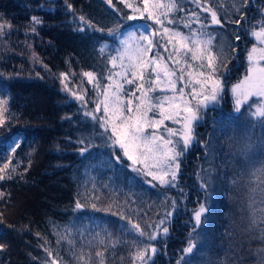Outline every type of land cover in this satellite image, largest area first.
<instances>
[{
	"label": "trees",
	"instance_id": "16d2710c",
	"mask_svg": "<svg viewBox=\"0 0 264 264\" xmlns=\"http://www.w3.org/2000/svg\"><path fill=\"white\" fill-rule=\"evenodd\" d=\"M207 1L222 21H228L219 28L226 32L235 48L234 55H228V73L224 77L228 88L246 71L245 47L251 48L253 40L244 30L263 19L260 8L264 0H248L242 8L247 22L242 20L240 25L231 23L239 19V14L233 12V6L240 7L235 0ZM130 2L139 4L140 0ZM177 2L182 9L189 7L188 0ZM112 4L115 8L104 0H0V17L13 29L0 37V87H7L14 113L0 128V166L9 162L3 158L8 138L17 134L23 137L15 154H8L9 167L16 169L13 178L0 181V192L4 193L0 198V243L7 245L0 251V264H50L53 258L59 264H78L65 241L57 244L56 233L64 228L70 229L69 239L75 241L72 251L77 254L81 249L86 254L90 251L91 264H98L95 252L103 248L93 236L102 231L104 224L113 239L120 241L118 246L107 250L106 264H134L131 253L135 249L124 241L136 237L120 232L117 216L94 211L90 205L111 207L113 213L122 211L147 230L165 205L171 208L170 199L176 196L179 199L169 223L170 235L158 244L160 251L152 258L153 264H174L183 255L181 249L187 247L192 210L204 197L197 166L208 159L206 164L212 169L207 188L208 220L202 224L197 248L190 259L195 264H256L254 251L250 249L264 245L245 234L248 168L237 149L245 135L260 139L264 126L257 125L253 132L251 124L235 116L228 93H224L219 111L231 116L226 127L212 136L205 133L207 121L196 128L199 143H194L185 155L176 187H153L132 181L127 161L124 165L106 163L110 158L108 150L105 156L88 155L93 148L83 156L79 153L76 141L92 137L91 127L83 116V111L93 105L92 99L82 110L79 101L62 90L60 73L70 74V88L83 89L87 78L82 73H94L107 65L108 55L99 51L100 43L108 40L107 29L117 24L126 28L132 23L124 21V16L132 14L131 9L119 0H112ZM180 13L183 12L174 14V18L179 19ZM32 16L42 20L35 26V33L30 27ZM81 16L97 30L79 31L84 26L79 21ZM237 32L241 36L239 41L234 39ZM0 96L7 93L0 92ZM241 176V182L233 185L232 181ZM77 200L86 206L83 210H74ZM137 245L143 247L139 241ZM45 248L50 250L51 257Z\"/></svg>",
	"mask_w": 264,
	"mask_h": 264
},
{
	"label": "snow or ice",
	"instance_id": "6c2138e0",
	"mask_svg": "<svg viewBox=\"0 0 264 264\" xmlns=\"http://www.w3.org/2000/svg\"><path fill=\"white\" fill-rule=\"evenodd\" d=\"M119 2L132 10L131 15L124 16L125 22L132 23H128L126 28L117 24L107 29L108 34L115 38L116 44H102L99 49L101 53L108 50L110 67L103 77L106 83L101 86L100 78L93 72L82 73L87 78V83L92 85L96 96L95 106L91 111L84 110L90 102L86 98L88 89H83L84 94H79L69 87L70 74L60 73L62 90L79 101L84 110L83 115L100 129L99 134L94 137L78 139V151L82 156L89 153L92 148L97 147L92 140L101 139L104 147L112 149L110 158L106 161L110 166L124 165L126 158L131 162L127 166L150 186L176 187L182 157L193 143H199L195 133L196 126L203 122L204 114L209 108L219 106L225 92L224 77L228 73V55H234L235 48L232 42L216 43L217 35L207 29L213 25L222 26L228 21H222L207 0H190L200 11H191L179 19L174 18V14L184 12V9L177 0H140L139 4L130 0ZM107 3L115 8L112 0H107ZM235 3L240 5L233 6V12L239 14V19L231 23L240 25L242 20L247 22L242 8L247 6L248 0H235ZM68 7L71 8V5ZM116 11L119 12V9ZM202 13L208 14L203 20ZM261 15L264 16V12ZM79 21L84 25L79 31H84L85 28L97 30L83 16L79 17ZM41 23L40 18L32 16L31 31L35 33V26ZM177 25L187 29V32L178 30ZM12 30V25L0 17V37ZM244 31L253 43L251 48L245 47V74L230 87L233 112L241 114V109H244L249 124L259 122L264 126V19L251 24ZM238 32L234 35L236 41L241 39ZM33 59L39 61L36 56ZM0 92L7 93V96H0V128H3L14 113L10 108L7 87H0ZM166 121L177 127H169ZM22 141L20 134L8 138L3 158L9 162L0 166V181L13 178L12 173L16 169L9 167L8 154H15ZM117 150L122 155H116ZM237 153L242 157L243 165L248 168V179L245 182L249 192L248 222L245 234L253 236L264 245V135L258 140L254 136L245 135ZM242 179V176L234 179L233 185L240 183ZM154 182H158V185ZM201 187L207 188L203 179ZM3 196L4 193L0 192V198ZM85 207L77 200L74 210L80 211ZM90 207L94 211L117 216L120 232L136 237V240L124 241L135 249L131 253L134 264H153L152 258L157 253L153 242L160 235H168L169 228L164 225L170 223L171 212L165 213L159 223L148 224L149 231L145 232L140 223L133 222L122 211L113 213L111 207L97 208L96 204H91ZM175 208L176 202L173 200V211ZM208 212L205 203H200L198 208L192 210V231L187 239V247L181 249L183 255L177 260V264H191V259L186 258L191 257L197 247L199 230L202 224L207 223ZM97 226H101L99 222ZM56 235L59 237L57 244L61 240L65 241L72 258L78 264H91L90 251L87 254L83 249L79 254L72 251L75 241L69 239L70 229L64 228L63 232H57ZM79 235L83 240V233ZM93 239L103 248L95 252L98 264H106L107 250L118 246L119 239H113L107 224L103 225L101 232L94 234ZM137 241L143 245L142 248L137 245ZM6 247V244L0 243V251ZM44 251L49 257L52 256L49 249L45 248ZM250 251H254L256 264H264V247ZM232 259L235 260V257ZM50 264H59V261L53 258Z\"/></svg>",
	"mask_w": 264,
	"mask_h": 264
},
{
	"label": "rangeland",
	"instance_id": "374dc122",
	"mask_svg": "<svg viewBox=\"0 0 264 264\" xmlns=\"http://www.w3.org/2000/svg\"><path fill=\"white\" fill-rule=\"evenodd\" d=\"M104 1L107 2V0H104ZM188 3H189V7L188 8H185L184 9V12L183 13H180V14H177V16H179L180 18H182L187 13V11H200V9L197 7L196 4L190 3V0H188ZM260 11H261V13L264 12V6H262L260 8ZM207 15L208 14H206V13H202L201 14V19L203 20L204 17L207 16ZM263 19H264V16H263ZM213 27H216V28H213ZM219 27H220V25H213L210 28H208L207 30L210 31V32H214L217 35L216 43L228 44L229 43V40H228V37L226 36V32L223 31V29L222 28H219ZM177 28H178V30L187 32V29H184L183 27H181L179 25H177ZM107 38H108V40L100 43L99 47H101L102 44H108V45H111V46H115V44H116L115 38L112 37V36H110V35L107 36ZM105 52L108 55V50L107 49H106ZM112 54L114 55V53H112ZM109 67H110V65L108 64V58H107V65L105 67H103V66L100 67L96 72H94L97 75V77L100 78L101 86H103L106 83V80L103 77L107 75V70H108ZM126 87H131V86H126ZM230 87L227 88L225 86V92L224 93H228L229 94V97L231 98L232 104H233V99H232V96H231V93H230ZM85 88L88 89L87 94H86V98L87 99H92V103L91 104H93V105L92 106H89V110H88V111H91L92 108L95 106L94 102L96 100V96L94 94V90L92 88V85L91 84H88L87 83V80L85 82V86H83V89H85ZM83 89L77 88V91L79 92V94H84L83 91H82ZM157 95H159V93H157ZM223 96H224V94H223ZM222 100H223V98H222ZM222 100L220 101L219 106H217L215 108H209L207 110V112L204 114V120H203V122H206L207 121L208 123H206V125L209 126V127H207L205 129V130H207V131H205V133H208L209 132L208 134H210L211 136L212 135H215V132L217 133V131L221 132L222 131V128L226 127V120H229L227 118H230L231 117L230 115H227V114L224 115V114H221L219 112L220 111V108L222 107V103H223ZM232 110H233V108H232ZM234 115L237 116L238 118H241L243 120V122L245 120L247 123H249L247 114L245 113V110L244 109H241V114L234 113ZM84 117L87 120V123H89V127H91L89 131H90L92 137L98 135L99 132H100V129L98 127H96L94 125V123L88 117H86V116H84ZM203 122L201 124H203ZM166 124L169 127H177L176 125L172 124L171 122H167L166 121ZM257 125H260L259 122H253L251 124V128L253 129V132L256 130V126ZM198 126H196V128ZM195 132H196V129H195ZM92 142H93L94 145H97V147H94L93 150H92L93 153H89L88 155H91V156H93V155H96V156H105L106 155L105 154V151L108 150L109 153L112 152V149L106 148V147L103 146V141L101 139H95L94 138L92 140ZM192 145L189 147V149L187 150V152L185 153V155L188 153V151L190 150V148L192 147ZM115 154L116 155H122V153L119 150H117ZM185 155L181 159L180 169L182 167V162H183V160L185 158ZM208 158H209V156H208ZM124 159H125V161H127L126 158H124ZM105 161L106 160H104V162ZM205 161L207 163V162H209V159L208 160H205ZM127 163L130 164L131 162L130 161H127ZM206 163L203 162V164L197 166V170H198V176H199V180H200L199 185L201 184V180L203 179V182L205 184H207V188H208V184L210 183L209 177L211 175L212 169L209 166H207ZM128 170H129L130 178H131L132 181L134 179L137 182L147 184L146 181L141 176H138L135 172H133L131 168L128 167ZM179 172H180V170H179ZM178 175H179V173H178ZM154 183L158 185V182H154ZM147 186H150V185L147 184ZM162 187H164V186H162ZM207 188L206 189L204 188V193H203L204 194V197H203V200L201 201V203H205L206 206L208 207V203L210 202V196H209L210 193H208ZM178 199L179 198H176V196H175V198L173 197V198L170 199V207L171 208H168L169 205H165L163 207V209L159 211L158 218L156 219V221H155L154 224L159 223V221L165 217V213H167V212H171L172 213L171 217L169 218L170 221H171L172 216L175 214L173 212V209H172V201L175 200L176 206H177ZM198 207H199V205H198ZM164 226H167L169 228V223L166 224V225H164ZM143 229H144L145 232H148L149 231V229H147V230H145V228H143ZM199 232H200V230H199ZM169 235H170L169 233H168V235L166 237L160 235V236L157 237L156 241L153 242V246H155L157 248V252L160 251V247L158 246V244L164 243L166 240H168ZM194 252H195V249H194ZM192 255H194V254H192ZM186 259H190V257H187ZM174 264H177V262H174ZM191 264H195V261L194 260H191Z\"/></svg>",
	"mask_w": 264,
	"mask_h": 264
}]
</instances>
